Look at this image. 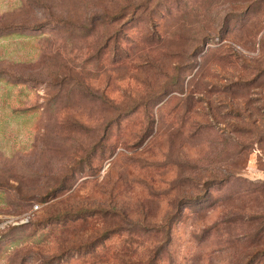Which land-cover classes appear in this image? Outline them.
Returning <instances> with one entry per match:
<instances>
[{
    "label": "rangeland",
    "instance_id": "1",
    "mask_svg": "<svg viewBox=\"0 0 264 264\" xmlns=\"http://www.w3.org/2000/svg\"><path fill=\"white\" fill-rule=\"evenodd\" d=\"M1 27L0 264H263L264 0H0Z\"/></svg>",
    "mask_w": 264,
    "mask_h": 264
},
{
    "label": "trees",
    "instance_id": "2",
    "mask_svg": "<svg viewBox=\"0 0 264 264\" xmlns=\"http://www.w3.org/2000/svg\"><path fill=\"white\" fill-rule=\"evenodd\" d=\"M3 32L2 27L0 28V34ZM7 70V69H6ZM9 70V69H8ZM3 68H0V79L3 77L4 73L2 72ZM173 220V217H169L166 222H164L163 224L167 226V228H170V222ZM168 232V231H167ZM106 235V234H105ZM262 258H264V253H262ZM264 264V262H263Z\"/></svg>",
    "mask_w": 264,
    "mask_h": 264
},
{
    "label": "built area",
    "instance_id": "3",
    "mask_svg": "<svg viewBox=\"0 0 264 264\" xmlns=\"http://www.w3.org/2000/svg\"><path fill=\"white\" fill-rule=\"evenodd\" d=\"M36 209H37V206H34L33 210H36ZM24 219H25V221H27V219H28V214L25 215V218H24Z\"/></svg>",
    "mask_w": 264,
    "mask_h": 264
}]
</instances>
